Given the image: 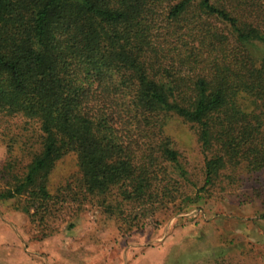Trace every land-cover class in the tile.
Returning a JSON list of instances; mask_svg holds the SVG:
<instances>
[{"label":"trees","instance_id":"1","mask_svg":"<svg viewBox=\"0 0 264 264\" xmlns=\"http://www.w3.org/2000/svg\"><path fill=\"white\" fill-rule=\"evenodd\" d=\"M1 146L0 201L40 222L63 203L140 227L208 188L264 186V0H0Z\"/></svg>","mask_w":264,"mask_h":264},{"label":"rangeland","instance_id":"2","mask_svg":"<svg viewBox=\"0 0 264 264\" xmlns=\"http://www.w3.org/2000/svg\"><path fill=\"white\" fill-rule=\"evenodd\" d=\"M164 130L200 186L194 138L178 117L168 118ZM76 170L75 156L59 160L50 189ZM182 205L144 226L120 230L118 219L98 206L60 203L40 222L41 216L33 220L24 211V197L0 201V264H264V186L246 178L231 188H208Z\"/></svg>","mask_w":264,"mask_h":264}]
</instances>
